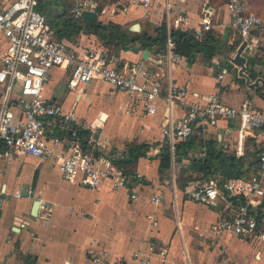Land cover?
<instances>
[{"label": "crops", "instance_id": "crops-1", "mask_svg": "<svg viewBox=\"0 0 264 264\" xmlns=\"http://www.w3.org/2000/svg\"><path fill=\"white\" fill-rule=\"evenodd\" d=\"M48 20L55 21L63 12L70 11L74 0H40ZM264 15V0H257ZM104 3L98 12V21L114 22L130 30L139 24L150 37L165 23L167 32L174 28L175 17L186 14L192 27L208 12L213 13L212 32L222 50L211 60L203 52L195 54L193 62L181 56L169 63L167 56L150 49L124 48L119 52L122 62L144 60L149 70L163 76L166 94L167 82L172 80L187 89L188 104H203L210 93H217L222 101L239 108L246 98L252 99L257 109L264 110V56L258 50L230 52L229 46L240 40L231 22L227 0H154L148 9L128 6V0H95ZM128 6L127 10L123 8ZM135 31V30H132ZM80 54L91 50H105L93 34L81 33L75 40H66ZM7 41L0 34V68ZM149 59H143V51ZM227 50V51H226ZM226 52V53H225ZM243 59V65L235 59ZM228 68L223 79L218 78L222 67ZM70 68L57 67L44 84V96L57 100L66 111H74L76 118L92 130V143L112 160L127 156L126 145L165 141L163 128L168 122V108L162 98L157 101L156 113L147 112L141 103L101 81L70 88ZM255 73V75H252ZM186 105L176 104L173 111L181 116ZM17 119L23 113L16 110ZM230 127V135L226 128ZM239 119H221L217 126H208L194 132L204 140L217 139L225 152L236 154L240 145L247 156L243 170L257 167L256 131L247 133L239 145ZM194 154L202 158L203 147ZM160 178V158L140 157L135 173L141 178L129 186L112 189L106 181L99 188L83 186L77 181L62 179L58 167L51 160L31 155L16 154L7 148L0 152V264H95L93 258L107 252L112 264H141L135 252L147 254L148 264H264V241L229 234L214 237L205 230L213 223L223 207L202 204L189 199L177 184L180 169L187 167L184 158L175 162ZM251 171V172H253ZM218 174V173H217ZM216 174V175H217ZM221 174V173H220ZM35 190L34 195L28 189ZM21 191V197L15 192ZM133 192L137 193L132 198ZM161 194L159 203L153 199ZM35 199L46 202L49 216L43 217L41 204L37 215L32 213ZM264 203V198L262 204ZM261 204V206H262ZM264 212V206L261 211ZM156 244L148 249L149 240Z\"/></svg>", "mask_w": 264, "mask_h": 264}, {"label": "built area", "instance_id": "built-area-1", "mask_svg": "<svg viewBox=\"0 0 264 264\" xmlns=\"http://www.w3.org/2000/svg\"><path fill=\"white\" fill-rule=\"evenodd\" d=\"M154 0H128V6L138 5L148 9ZM40 0H0V34L7 41L0 68V152L2 148L16 154L31 155L41 160L56 163L62 179L77 181L83 186L99 188L106 181L116 190L129 186L132 179L141 178L140 173L126 176L117 168L113 160L101 153L92 143V130L76 118L74 111H66L62 103L44 96V84L51 71L57 67L70 68L68 85L77 88L81 84L101 81L112 88L138 100L143 108L156 113L157 101L164 99L168 108V122L163 128L166 141L172 154L178 142L187 140L196 128L206 129L217 126L219 120L239 119L237 137L239 145L247 133L256 131L258 164L255 174L222 179L220 174L191 183L187 188L190 200L202 204H217L223 208L218 218L205 230L214 237L229 234L248 239L264 241V229L260 226L259 210L264 198V110L257 109L250 98H246L239 108L224 103L217 93H210L203 104H188V91L176 82H167L163 95V76L149 70L144 60L124 63L115 54L105 50H91L80 54L65 39H58L45 14L39 8ZM231 22L237 30L239 39L245 42V51L252 52L263 42L264 21L245 0H227ZM128 6L123 9L127 10ZM95 0H74L71 14L81 19L86 10L96 11ZM213 13L208 12L199 21L195 31L202 38L214 28ZM175 26L186 30L191 25L190 17L179 14ZM169 63L180 61L175 52V42L168 31L166 51ZM228 73L226 66L220 69L219 79ZM186 105L181 116H176L173 106ZM16 110L23 116L17 119ZM90 132L87 147L78 130ZM232 132L228 126L226 133ZM236 154H243L240 145ZM173 165L176 163L173 161ZM35 190L28 189L34 195ZM21 197V191L15 192ZM137 196L133 192L132 198ZM161 202V194L153 198ZM43 217L49 216L50 207L41 202ZM2 198L0 197V206ZM262 212V211H261ZM264 222V220H263ZM156 244L149 240L148 249L154 250ZM147 254L135 252L141 264H148ZM95 264H112L107 252L93 258Z\"/></svg>", "mask_w": 264, "mask_h": 264}, {"label": "trees", "instance_id": "trees-1", "mask_svg": "<svg viewBox=\"0 0 264 264\" xmlns=\"http://www.w3.org/2000/svg\"><path fill=\"white\" fill-rule=\"evenodd\" d=\"M245 1L253 10L251 5L252 0ZM104 5V3H99L97 11L101 12ZM43 7L44 5L40 1L39 8L42 12L44 11ZM56 19L54 22L47 20L56 29L58 39L75 40L81 33L93 34L100 39L106 48L105 51L110 55L115 54L119 56V52L122 49H129L131 47L135 49H150L159 53L166 51L168 32L165 23H162L157 28V35L155 37H150L145 30L140 32L132 31L114 22L103 23L102 21L84 17L75 19L71 11L63 12ZM196 29L197 27L190 26L186 30L174 28L170 31V36L175 42V52L177 54L187 58L189 62H193L195 54L198 52H203L209 60L216 54L224 52L212 30L205 32L204 36L200 39L195 35ZM240 43L241 40H238L232 46H229V51L236 52ZM252 75H255V73H252ZM199 129L202 128H196L194 132ZM78 133L84 145L87 147V141L90 135L89 130L79 129ZM218 143L217 139L204 140L202 137L193 134L187 140L178 142L175 146L174 154H172L170 144L166 140L152 144L133 141L126 145L127 156L125 158L115 159L113 163L126 176H133L140 157L160 158L159 173L161 178L165 171L170 170L173 161L181 162V160L186 158L189 164L187 167L180 169L181 173L177 177V184L181 189H185L188 183L191 184L211 176H216L217 173H221L222 179L255 174L256 168L253 171L251 170V166H248L245 170L242 169L249 159L247 156L237 157L231 152H225L218 146ZM198 147H203L201 151L203 153L202 158H197L194 154L195 150L199 149ZM256 151L258 155V149ZM252 163V165L258 164V156L257 160ZM133 182H135V179H132L130 184ZM263 206L264 203L260 206L259 222L260 226L264 229V212L263 210L261 212ZM24 258L30 264V258L27 256Z\"/></svg>", "mask_w": 264, "mask_h": 264}, {"label": "water", "instance_id": "water-1", "mask_svg": "<svg viewBox=\"0 0 264 264\" xmlns=\"http://www.w3.org/2000/svg\"><path fill=\"white\" fill-rule=\"evenodd\" d=\"M98 16H99V14L96 11L86 10L83 13V17L84 18H88V19H92V20H97L98 19ZM131 29L132 30H135V31H139L140 30V26H139V24H135V25H133L131 27ZM245 44L246 43L243 42V46L239 49V51H242L244 49ZM142 58L143 59H149V51L148 50L143 51ZM235 63L240 64V65H243V59L237 57L235 59ZM234 155H236V154H234ZM40 203H41V201L39 199H35L34 205H33V210H32V213L33 214L37 215V212H38Z\"/></svg>", "mask_w": 264, "mask_h": 264}, {"label": "rangeland", "instance_id": "rangeland-1", "mask_svg": "<svg viewBox=\"0 0 264 264\" xmlns=\"http://www.w3.org/2000/svg\"><path fill=\"white\" fill-rule=\"evenodd\" d=\"M258 3V1L257 0H252L251 1V5H252V7H253V11L255 12V13H257L258 15H260L261 16V18L263 19V21H264V15H262L261 13H260V10H259V5H261V4H259ZM45 9V8H44ZM262 38H263V42L262 43H260V44H258L257 46H256V48H255V50H258V54H262L263 56H264V35L262 36ZM72 89H74V88H72Z\"/></svg>", "mask_w": 264, "mask_h": 264}]
</instances>
